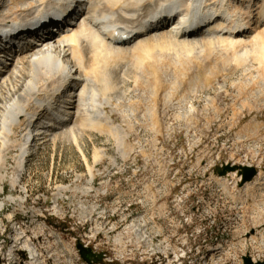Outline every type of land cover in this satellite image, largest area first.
Segmentation results:
<instances>
[{"label":"rangeland","instance_id":"374dc122","mask_svg":"<svg viewBox=\"0 0 264 264\" xmlns=\"http://www.w3.org/2000/svg\"><path fill=\"white\" fill-rule=\"evenodd\" d=\"M163 1L132 0L134 25ZM163 31L142 36L153 43L151 52L130 43L107 60L105 100L100 79L87 86L117 131L66 136L58 129L55 140L44 132L28 147L21 171L20 147L7 149L0 264H87L78 240L104 253L97 264H243L245 255L252 262L264 257L239 242L263 207L264 184L242 189L235 177L213 174L214 165L243 162L264 175V58L215 35L187 38L193 47L157 46ZM17 128L9 140L19 143L25 126Z\"/></svg>","mask_w":264,"mask_h":264},{"label":"bare ground","instance_id":"6f19581e","mask_svg":"<svg viewBox=\"0 0 264 264\" xmlns=\"http://www.w3.org/2000/svg\"><path fill=\"white\" fill-rule=\"evenodd\" d=\"M68 1L71 0H5L0 3V32L6 29L15 30L27 22L31 24L46 16L52 17L65 12L63 7ZM92 1H82L81 5L87 4L86 9L76 17L74 24L68 20L62 34L50 36L40 41L39 45H28L25 51H15L11 59H8V53L0 56V140L3 148L0 152V181L5 177L2 169L5 167L7 149L20 147L16 168L21 171L28 147L41 131L40 127H45L44 132H49L52 140L57 138L58 129L66 136L74 135L80 129L97 127L117 131L105 112L104 103L98 98V92L92 87L88 92L87 86L90 82L100 79L103 83V86L100 84V91L104 93L105 100L109 80L106 78L107 60L120 54L124 46L130 43L137 47V51L151 52L153 43L150 46L148 39H142V36L155 31L143 33V30L150 28L156 20H161L164 24L169 20L167 27L163 24L157 29H165L157 38V46L193 47L195 40L187 38L215 35L230 48L240 47L247 50V47H250L253 52L258 51L264 58V0H165L158 3V9L139 25H136L137 21H132L134 13L129 12H134L138 7L135 8L131 4L132 0ZM76 18L73 15L70 17L71 20ZM116 19L130 22L133 26L115 23ZM186 20H196L192 23L202 21L204 25L197 33L185 36L181 34V30L192 26L191 23L185 26ZM232 28L235 30H231ZM122 34L131 38L123 41ZM12 40L20 42L16 38ZM206 41L209 43V38ZM28 102L34 104L33 108H29ZM41 116L44 120L39 121L33 128L34 121ZM22 126H25V139L19 143L10 141L9 136L14 134L15 128ZM235 164L245 165L243 162ZM231 176L235 177V184H244L242 189H254L264 184V175L261 176L260 172L251 181L243 184L237 171L229 172L221 178ZM18 180L19 174H16L11 179L12 186H15ZM244 200L239 197L236 203L240 205ZM259 202L263 207H256L253 224L244 229L239 242L241 245L251 243L259 253H264V198ZM254 256L253 262L264 261L263 256Z\"/></svg>","mask_w":264,"mask_h":264},{"label":"water","instance_id":"95a60500","mask_svg":"<svg viewBox=\"0 0 264 264\" xmlns=\"http://www.w3.org/2000/svg\"><path fill=\"white\" fill-rule=\"evenodd\" d=\"M233 171H237V175L241 176V184L251 181L258 173L257 168L253 165H236L231 162H223L213 167V174L218 177H223ZM76 249L80 257L87 264H97L104 256V253L94 251L91 247L83 244L80 240L76 242ZM242 259L243 264H264V262L253 263L248 255L243 256Z\"/></svg>","mask_w":264,"mask_h":264}]
</instances>
